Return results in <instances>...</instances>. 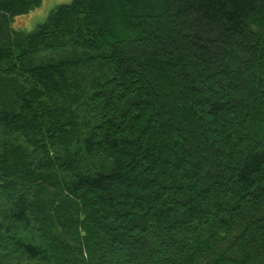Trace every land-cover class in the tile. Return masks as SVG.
<instances>
[{"label":"trees","instance_id":"16d2710c","mask_svg":"<svg viewBox=\"0 0 264 264\" xmlns=\"http://www.w3.org/2000/svg\"><path fill=\"white\" fill-rule=\"evenodd\" d=\"M41 2L0 0V264H264V0Z\"/></svg>","mask_w":264,"mask_h":264},{"label":"rangeland","instance_id":"374dc122","mask_svg":"<svg viewBox=\"0 0 264 264\" xmlns=\"http://www.w3.org/2000/svg\"><path fill=\"white\" fill-rule=\"evenodd\" d=\"M70 1L71 0H42L40 5L29 11L27 14L14 17V20L10 22V26L16 30L25 32L30 31L46 18L53 7ZM59 53L61 54V52ZM58 55V53L41 52L35 56L34 61L37 62L40 58L57 57Z\"/></svg>","mask_w":264,"mask_h":264}]
</instances>
